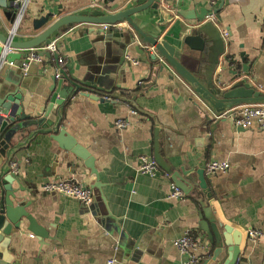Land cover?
I'll return each mask as SVG.
<instances>
[{
  "label": "crops",
  "instance_id": "obj_1",
  "mask_svg": "<svg viewBox=\"0 0 264 264\" xmlns=\"http://www.w3.org/2000/svg\"><path fill=\"white\" fill-rule=\"evenodd\" d=\"M161 1L166 10L172 7L195 14L202 9L217 10L220 21L215 16L206 21L218 28L226 54L236 64L226 65L222 71L218 68L216 76L221 73L222 80H229L234 70L240 72L246 65L243 77L264 94V0ZM24 3L26 10L15 35L20 41L38 34L35 20L48 13H54L53 22L76 14L89 0ZM133 4L134 0H115L109 6L116 12ZM12 13L16 19L18 10ZM132 19L144 33L172 43L181 30L178 23L185 24L179 19L174 25L160 27L159 14L151 9ZM126 25L120 23L98 33H88V25L71 27L58 38L62 66L52 55L32 65L26 75L20 70V61L14 67L5 64L0 68V100L8 105L11 97L21 95L26 113L47 103L52 78L61 69L117 95L107 101L75 94L56 107L62 115L61 126L94 157L105 202L92 188L95 181L83 160L62 150L50 135L35 136L21 162L12 159L10 171L31 188L28 197L34 202L29 211L48 236L41 238L28 231L27 222L11 236L0 233V264H106L111 259L116 264H188V255L174 245L187 232L204 245L200 264L207 260L208 264H228L231 254L227 256L226 249L212 261L216 246L208 240L206 228L200 227L199 200L203 202L205 196L193 190L191 183L189 195L184 193L182 199L170 196L175 172L195 173L211 161L230 165L226 173L209 175L206 171V175L220 218L242 236L237 264H264V130L257 126L233 129L230 123L220 122L212 133L217 119L180 78L149 65L136 49L145 46L137 38L132 42L133 32ZM11 30L7 25V32ZM195 54L202 58L201 53ZM183 64L197 71L192 62L184 60ZM64 87L69 88L68 83ZM207 114L214 119L210 124L205 120ZM225 116L231 119L230 113ZM119 120L126 121L127 127L117 128ZM30 130L28 136L35 128ZM156 140L160 155L172 168L171 174L158 168L152 177L141 172V158L155 156ZM54 180L88 186L95 194L94 204L86 207L73 198L46 192L45 183ZM207 227L211 230L209 224ZM250 230L260 231L261 236L251 239Z\"/></svg>",
  "mask_w": 264,
  "mask_h": 264
},
{
  "label": "water",
  "instance_id": "obj_2",
  "mask_svg": "<svg viewBox=\"0 0 264 264\" xmlns=\"http://www.w3.org/2000/svg\"><path fill=\"white\" fill-rule=\"evenodd\" d=\"M17 1L18 3H16ZM94 1L89 0V4L83 5V9L78 13L65 15L54 22V13H48L35 20L33 26L38 34L28 40L20 41L15 40V35L23 15L22 7L25 0H0V22L2 24L0 25L2 28L0 29V58L5 56L8 64H16L17 61H20L19 67L22 71V64L23 62L27 63L26 58L30 50L49 45L75 25H88L90 26V29H87L88 33H98L108 31L104 26L113 28L112 26L117 24L126 23V26L133 32L131 35L132 42L137 38L145 46L141 48L137 45L136 49L142 56L147 57L149 65L154 66L160 72L167 70L173 76L180 78L203 106L208 109L211 116L217 119V122L211 127L212 133L215 132L217 124L220 122H228L233 129L235 128L233 120L225 116L230 110L242 105H264V94L257 91L252 83L243 77V73H246L248 68L246 65L240 72L234 70L233 77L229 80H222L221 73L218 77L216 76L218 68L222 71L226 65L236 64V61L231 59V55L226 54V44L218 28L212 21H206L207 18L213 16L220 21L217 10L202 9L195 14L193 11L174 10L172 7L166 10L165 3L161 0H134L131 7L123 5L119 7V11L115 12L109 6L115 0H99L101 2L99 5H95ZM92 6L97 7L93 8ZM150 9L158 12L160 17L158 25L160 27H166L168 24L174 25L179 22V19L185 21V24L182 25L178 23L181 30L178 36L174 38L173 43L166 41L167 39H161L160 35L144 33L133 21V16ZM17 10L18 15L15 19V13L12 12ZM7 25L12 27L10 33L7 32ZM99 26L104 29H97ZM22 51L25 53H21ZM195 53H201L202 58H198ZM40 54L51 58L48 53ZM57 59L58 56L56 61ZM184 60L192 62L197 67V71L188 69L183 64ZM221 63L222 68L220 67ZM23 74L26 75L28 72ZM22 79L24 80V78ZM52 82L51 95L46 100L47 103L39 107L34 113H26L25 108L20 103L21 95L16 94L11 97L9 99L11 103L8 105H4L0 100V112L4 114V116L0 115V233L5 237L11 236L26 222L28 231L37 236H42L41 238L48 236L47 233L45 235V229L39 225L29 211L34 202V199L28 197L31 188L25 187L19 176L10 171L12 159L16 158L21 162L23 155L27 153L26 147L37 135H50L51 139L56 141L62 150L70 151L83 160L95 181L92 188L99 191L105 202L104 195L102 196L103 184L100 181L94 157L61 126L62 115L60 111L56 110V107H59L63 100L70 95L75 94L94 100L107 101L117 99V95L112 90L100 89L99 86L88 81H83L72 75L68 76L63 69L59 70V73L52 78ZM64 83H68L69 88L64 87ZM18 92L21 93V90L18 89ZM52 115L57 117L55 121L49 119ZM211 116L209 114L205 116V120L209 124L214 120ZM31 128H35V131L28 136ZM155 150V156L150 158V161H154L162 171L171 174L172 166L167 164L160 155L159 140L155 142ZM206 171L207 165L197 169L195 173L193 170L182 169V172L174 173L172 180L175 186L185 194L189 195V184L191 183L193 190L201 192L205 196L203 202L199 200L202 207V214L199 213L200 227L206 228L208 240L216 246L212 261L215 262L226 249L227 256L229 253L231 254L228 264H237L241 253L242 236L220 218L213 203V193L208 187L207 179L210 176L206 175ZM208 224L211 230L207 227ZM230 239L232 245H230ZM208 263L207 260L203 264Z\"/></svg>",
  "mask_w": 264,
  "mask_h": 264
},
{
  "label": "built area",
  "instance_id": "obj_3",
  "mask_svg": "<svg viewBox=\"0 0 264 264\" xmlns=\"http://www.w3.org/2000/svg\"><path fill=\"white\" fill-rule=\"evenodd\" d=\"M26 6L27 4L24 3V7L22 9L23 12H25ZM104 27L105 29H109L108 26ZM40 53H48L51 56H57L58 39L53 40L49 45H44L38 49L30 50L26 58L27 63L23 62L22 64V71L24 73L28 72L32 64H41L44 62L45 56L41 55ZM57 63L58 65L62 66L64 64L63 58L58 57ZM5 64L11 67L15 66L14 63L8 64L6 62V57L2 56L0 58V68H2V66H4ZM227 113H230L234 126L238 129H250L254 126H257L258 128L264 130V105H242L230 110ZM0 115L4 116L2 112H0ZM115 125L117 128L121 129L127 127V123L124 120L117 121ZM141 161V172L154 177L157 174L159 168L157 164L154 161H150V159L147 157L141 158ZM229 170L230 165L227 162L211 161L207 165V172L209 175H214L217 173H226ZM43 188L48 193H56L59 195L73 198L86 207L92 206L95 202V194L93 193V191L88 186L79 182L54 180L46 182ZM170 196L172 198L182 199L184 198L185 194L175 185H172ZM260 236L261 232L258 230L249 231V237L253 240H256ZM174 245L177 249H179V251L188 255V264L201 263L200 252L202 249H204V245L200 242L197 237L187 232L181 238L177 239L174 242ZM106 264H116V260H108Z\"/></svg>",
  "mask_w": 264,
  "mask_h": 264
}]
</instances>
